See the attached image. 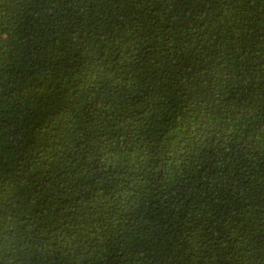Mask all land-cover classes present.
<instances>
[{
  "label": "trees",
  "instance_id": "trees-1",
  "mask_svg": "<svg viewBox=\"0 0 264 264\" xmlns=\"http://www.w3.org/2000/svg\"><path fill=\"white\" fill-rule=\"evenodd\" d=\"M0 264H264V0H0Z\"/></svg>",
  "mask_w": 264,
  "mask_h": 264
}]
</instances>
